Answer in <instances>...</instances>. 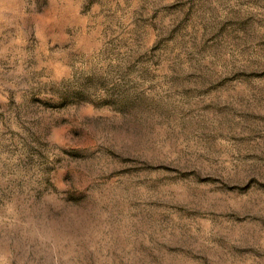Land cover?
<instances>
[{"label":"rangeland","instance_id":"obj_1","mask_svg":"<svg viewBox=\"0 0 264 264\" xmlns=\"http://www.w3.org/2000/svg\"><path fill=\"white\" fill-rule=\"evenodd\" d=\"M0 264H264V0H0Z\"/></svg>","mask_w":264,"mask_h":264}]
</instances>
